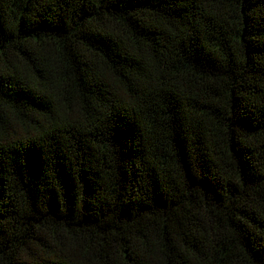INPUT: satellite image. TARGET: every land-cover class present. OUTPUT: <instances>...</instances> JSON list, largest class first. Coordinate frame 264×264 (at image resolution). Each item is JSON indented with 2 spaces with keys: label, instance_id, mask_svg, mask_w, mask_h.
Segmentation results:
<instances>
[{
  "label": "trees",
  "instance_id": "16d2710c",
  "mask_svg": "<svg viewBox=\"0 0 264 264\" xmlns=\"http://www.w3.org/2000/svg\"><path fill=\"white\" fill-rule=\"evenodd\" d=\"M0 264H264V0H0Z\"/></svg>",
  "mask_w": 264,
  "mask_h": 264
}]
</instances>
